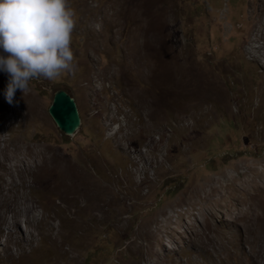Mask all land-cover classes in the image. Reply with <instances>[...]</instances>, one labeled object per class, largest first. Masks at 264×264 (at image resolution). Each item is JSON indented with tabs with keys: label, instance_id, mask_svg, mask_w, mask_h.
Here are the masks:
<instances>
[{
	"label": "rangeland",
	"instance_id": "1",
	"mask_svg": "<svg viewBox=\"0 0 264 264\" xmlns=\"http://www.w3.org/2000/svg\"><path fill=\"white\" fill-rule=\"evenodd\" d=\"M69 3L75 74L0 108L16 158L0 155V200L14 168L22 210L0 222V264H264V0ZM57 89L71 135L47 110ZM29 146L50 173L25 181Z\"/></svg>",
	"mask_w": 264,
	"mask_h": 264
},
{
	"label": "clouds",
	"instance_id": "2",
	"mask_svg": "<svg viewBox=\"0 0 264 264\" xmlns=\"http://www.w3.org/2000/svg\"><path fill=\"white\" fill-rule=\"evenodd\" d=\"M76 11L69 0H0V72L7 77L9 105L15 93L30 92L29 82H56L75 74L72 34Z\"/></svg>",
	"mask_w": 264,
	"mask_h": 264
},
{
	"label": "bare ground",
	"instance_id": "3",
	"mask_svg": "<svg viewBox=\"0 0 264 264\" xmlns=\"http://www.w3.org/2000/svg\"><path fill=\"white\" fill-rule=\"evenodd\" d=\"M20 98V97H19ZM17 101V100H16ZM16 104V103H15ZM13 106V105H12ZM16 106V105H15ZM0 108L1 109H5V110H15L14 108V106L13 107H10L7 103H5L4 101L2 102H0ZM18 111V110H17ZM15 112V111H14ZM3 147V146H2ZM19 147H21V146H18V148ZM7 149H9V148H7ZM11 149V148H10ZM5 150V149H4ZM27 150L28 151H32V155L33 156H31L32 157V161H29L28 162V167L29 168H27V172L25 173L26 174V176H25V181H27V180H30L29 179V177H30V173H32L33 172V176L35 175V172H42V175H43V173H50V167H48V168H46L47 166H45V164L44 163H42V161L39 163V161L36 159L37 158V156H38V154H40V153H42V150L40 149L39 151H38V149H37V155H36V153L34 152V147H32V146H29L28 148H27ZM2 151V149L0 150V155L2 154V156L3 157H6L7 156V158H9V159H13V160H15L16 158L15 157H13L12 158V156L8 153V152H6V153H4V151L3 152H1ZM45 151V150H44ZM47 152V151H46ZM45 152V153H46ZM45 155V154H44ZM42 156V155H41ZM47 156V155H46ZM39 157V156H38ZM17 158H19V157H17ZM44 158V157H43ZM53 158V157H52ZM55 158V157H54ZM40 159V158H39ZM45 160V159H44ZM53 160V159H52ZM51 160V161H52ZM37 165V166H36ZM38 165L40 166V170L39 171H37V167H38ZM45 167V168H44ZM52 169V168H51ZM69 171L70 172H67L66 173V179H75V183H74V186H78V185H80V183H81V179H82V176H81V174H78L77 172H75V171H73V170H71L70 168H69ZM8 175L10 176V181H6V182H4L2 185H1V189H2V186L3 187H5V189H4V191H2V192H6V194H4V196L2 197V199L0 200V222H6V220L8 219V217H7V211L8 210H14L15 211V217H16V219H13V221H12V223H11V225L9 226V227H13V226H15L16 224H18V222H21V220H20V218H21V209H19V208H16V205H12L11 203L12 202H10L9 200L12 198L10 195H11V193H12V191H13V189H14V187L15 186H17L16 184H15V177H16V174H15V170H14V168H11V169H9V171H8ZM21 174V173H20ZM19 174V175H20ZM47 175V174H46ZM26 183V182H25ZM5 184V185H4ZM12 201H13V199H11ZM5 207H7V209H6V211H3L4 210V208ZM30 207V206H29ZM2 210V211H1ZM28 210V209H27ZM33 211V209H32V206H31V210H30V212H32ZM29 214V213H28ZM35 215V214H34ZM29 217V216H28ZM29 222V221H28ZM28 224V223H27ZM8 226V225H7ZM28 226V225H27ZM30 235H32V233H29ZM31 237V236H30Z\"/></svg>",
	"mask_w": 264,
	"mask_h": 264
},
{
	"label": "water",
	"instance_id": "4",
	"mask_svg": "<svg viewBox=\"0 0 264 264\" xmlns=\"http://www.w3.org/2000/svg\"><path fill=\"white\" fill-rule=\"evenodd\" d=\"M48 113L56 126L66 135L75 132L80 124V117L74 98L64 89H57L52 96Z\"/></svg>",
	"mask_w": 264,
	"mask_h": 264
}]
</instances>
